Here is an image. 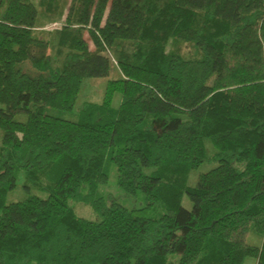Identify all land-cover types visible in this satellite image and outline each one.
I'll list each match as a JSON object with an SVG mask.
<instances>
[{"label": "trees", "instance_id": "16d2710c", "mask_svg": "<svg viewBox=\"0 0 264 264\" xmlns=\"http://www.w3.org/2000/svg\"><path fill=\"white\" fill-rule=\"evenodd\" d=\"M66 5L0 0V264H264V0ZM112 69L73 113L82 79ZM110 165L141 207L98 191Z\"/></svg>", "mask_w": 264, "mask_h": 264}, {"label": "rangeland", "instance_id": "374dc122", "mask_svg": "<svg viewBox=\"0 0 264 264\" xmlns=\"http://www.w3.org/2000/svg\"><path fill=\"white\" fill-rule=\"evenodd\" d=\"M34 3L37 4L38 0H31ZM64 7V12L67 8V2L69 0H60ZM63 19L53 20L49 21L45 18H40L39 25L41 29L50 30L52 28L59 27L62 23ZM85 39L89 42L90 48H93V45L90 43L89 38L87 34L84 35ZM182 51L185 55L192 56V50L189 46H185ZM116 71L112 69L110 73L107 76L104 77H86L82 79V82L80 84L72 112L76 113L79 108L82 106L84 102H95L98 103L102 100L105 92V88L107 85L108 80L115 78ZM120 93L114 92L111 100V105L113 107H117L120 102ZM64 117L70 118L68 114H64ZM18 119H22V115L17 116ZM206 146L209 149V152L212 151V148L208 141H206ZM216 164L211 163L208 161H204L200 163L196 168L190 170L188 175V183L193 185L195 182V179L199 173H203L214 167ZM24 176L23 173L20 172L17 178V184L20 186L23 183ZM98 191L103 195H111L117 202L120 204L128 207V208H137L141 207L144 204L143 196L140 192L136 193L135 195H127L125 194L117 185H116V179H115V168L113 165H110L108 167V179L105 184H101L98 186ZM32 193L40 196V197H46V194L41 191L32 190ZM14 199V197H9L8 201H11ZM181 206L185 209H190L192 206V202L190 199L183 195L181 199ZM69 205L73 208V210L76 212L77 215L85 217L89 220H97L98 215L96 212L92 210V208L86 204L80 203L76 200H69ZM154 208V207H153ZM151 212H154L152 214L159 215L163 213V210L160 207H155L151 210ZM246 241L249 244L258 245L260 242V236L259 234L255 233L253 229L251 228L248 232V235L246 237ZM242 264H256V258L247 256L244 258Z\"/></svg>", "mask_w": 264, "mask_h": 264}]
</instances>
